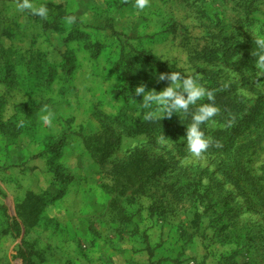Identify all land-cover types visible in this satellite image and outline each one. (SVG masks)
Masks as SVG:
<instances>
[{
    "label": "rangeland",
    "instance_id": "1",
    "mask_svg": "<svg viewBox=\"0 0 264 264\" xmlns=\"http://www.w3.org/2000/svg\"><path fill=\"white\" fill-rule=\"evenodd\" d=\"M18 2L0 0V123L13 124L12 133L0 131L11 144L2 147L12 152L17 137L43 127L35 151L42 153L24 166L34 162L52 184L72 186L68 205L50 212L86 220L81 250L143 232L164 254L160 264H264V75L253 55L264 36V0H150L143 11L134 0H32L47 3L46 19L19 12ZM144 60L230 98L203 126L212 143L202 158L182 140L189 116L143 119L135 87L170 84L150 77ZM48 112L51 124L41 118ZM105 129L117 138L114 151L96 158L84 138ZM163 134L172 148L158 143ZM56 145L67 182L50 167ZM136 150L168 165L143 186L127 177Z\"/></svg>",
    "mask_w": 264,
    "mask_h": 264
},
{
    "label": "crops",
    "instance_id": "2",
    "mask_svg": "<svg viewBox=\"0 0 264 264\" xmlns=\"http://www.w3.org/2000/svg\"><path fill=\"white\" fill-rule=\"evenodd\" d=\"M3 124L9 123L1 122L0 131L12 133L13 128L4 129ZM41 129L36 128L35 137L28 140L25 135L17 137L12 152L2 147L11 144L6 143L9 137L0 133V264H27L25 254H31L35 264H160L164 254L143 232L124 240H101L96 246L81 250L79 242L88 239L86 220L79 215L58 217L50 212L53 207L68 205L65 191L72 186L52 184L51 177L42 176L34 162L24 166L26 160L32 162V157L42 153L43 149L35 152L44 139ZM41 196L50 202L31 223L25 216L26 205ZM79 201L84 203L82 195ZM43 232L49 239L41 237ZM45 257L48 263H43Z\"/></svg>",
    "mask_w": 264,
    "mask_h": 264
},
{
    "label": "clouds",
    "instance_id": "3",
    "mask_svg": "<svg viewBox=\"0 0 264 264\" xmlns=\"http://www.w3.org/2000/svg\"><path fill=\"white\" fill-rule=\"evenodd\" d=\"M149 3L150 0H134V8L143 11L149 7ZM16 7L19 12L30 11L33 16L44 19L48 17L50 11L47 3L37 6L32 0H19ZM254 44L258 51L253 52V55L256 57V66L260 69L258 72L262 76L264 75V36H257ZM165 79L170 81V84L160 91L146 90L144 84L135 87L133 94L143 96L142 107L145 110L143 119L161 121L165 116L170 117L173 113L189 116L191 122L187 123L186 137H182V140L186 139L187 151L193 158H202L212 143L203 126L213 123L220 111L214 103V93L208 90L197 76L173 71L158 74V80ZM205 98L207 103L203 102ZM41 118L44 123L51 124L53 115L48 112ZM158 143L164 148H172V144L164 134L158 138Z\"/></svg>",
    "mask_w": 264,
    "mask_h": 264
},
{
    "label": "trees",
    "instance_id": "4",
    "mask_svg": "<svg viewBox=\"0 0 264 264\" xmlns=\"http://www.w3.org/2000/svg\"><path fill=\"white\" fill-rule=\"evenodd\" d=\"M58 21V20H57ZM144 69L147 71V74L149 73L150 77H156L158 80V74L159 73H169L168 69L161 64L160 62L151 61L148 62L147 60H144L142 62ZM10 73H13V76L15 78V74L13 72V68H10ZM14 78L10 79L9 86H14ZM167 79L164 81H159L161 85H165ZM213 92V91H212ZM214 93V103L217 104L221 109H224L226 111L230 108L231 100L230 98H224L223 92H213ZM21 111H23L26 114H31L33 112L32 107H28L27 105L20 106ZM13 125V124H12ZM11 125V126H12ZM3 128L11 129L10 125H2ZM231 136L233 134H230ZM115 138L113 136V133L109 129H105L102 133H96L91 136L85 137V145L86 148L92 153V155L96 158H106L109 157L113 151L115 146ZM49 152L52 154L51 157V165L55 167L56 171V179L67 182L69 179L68 176H66L63 173L59 172V163H58V157L61 155V148H59L57 145L55 147L50 148ZM168 165L164 162L162 158H153L150 159L147 156V153L144 150H136L132 156H131V162H130V173L127 174V177L130 182L135 183L136 185L143 186L146 184L149 180L157 178L159 175L163 174L165 170L167 169ZM50 199L45 198L43 196L38 197L34 200V202H28L25 209V216L27 219L30 220L32 223L33 220H35L40 214L43 213L45 207L49 204ZM126 222V220H123ZM30 255V256H29ZM26 256V254L23 256L24 263L27 264H35L31 254Z\"/></svg>",
    "mask_w": 264,
    "mask_h": 264
}]
</instances>
